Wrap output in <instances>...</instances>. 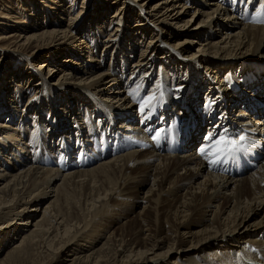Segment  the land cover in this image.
<instances>
[{
  "label": "bare ground",
  "instance_id": "bare-ground-1",
  "mask_svg": "<svg viewBox=\"0 0 264 264\" xmlns=\"http://www.w3.org/2000/svg\"><path fill=\"white\" fill-rule=\"evenodd\" d=\"M221 1L120 0L122 6L110 17V24L115 23L110 34L103 28V19L88 31H74L73 16L66 27L54 21L46 29L25 35L19 33L14 8L0 11V42L4 50L12 46L13 51L47 47L49 55L68 53L57 59L56 66L50 67L46 58L33 67L44 75V80L55 81L51 83L54 90L62 87L77 93L72 95V103L55 101L62 111L53 103H49L48 113L45 109L34 110L35 120L41 121L39 129H57L53 141L63 140V158L58 143L46 139L39 147L41 152L35 155L36 151L20 137L23 132L16 133L19 128L26 133L31 128L29 115L20 116L16 107L15 118L10 117L9 124L0 122V234H13L10 243H15L3 260L24 262L46 241L48 248L56 245V250L73 252L71 264H264V155L258 159L255 173L247 176L243 175L247 170L242 172L225 164L224 154L217 153L214 147L222 136L237 140L244 136L241 142L247 147L259 139L264 149V111L259 107L262 102L264 105V55L259 52L264 39V0H247L240 14H233ZM32 3L29 1V9ZM50 3L47 7L61 18L64 5H58L59 0ZM124 5L143 16L130 30L133 34L117 44L121 41L118 33L126 26ZM190 10V18L183 21ZM13 25L14 30L3 32ZM80 32L83 35H78ZM148 32L154 34L148 43H133L135 33L138 37ZM137 46L141 51L129 65ZM158 46L165 58L156 56ZM190 46L194 48L191 54L187 50ZM108 53L111 62L103 69ZM189 55L195 61L191 62ZM127 62L130 73L125 85H121L117 77L126 72ZM211 77H215L217 85L222 84L218 90L210 82ZM160 78L170 94L179 96L177 101L163 96L164 100L149 112L155 120L150 121L145 115L139 116L142 113L135 104L137 107L144 102L139 104L145 91L152 96ZM133 79L136 86L130 87ZM33 85L44 86L43 82ZM144 85L148 87L140 90ZM240 105L248 113L241 108L236 113L232 111ZM64 114L70 118L66 122ZM235 120L239 121L234 123ZM133 122L136 124L131 125ZM187 127L189 136L181 145L185 149L180 150L174 142ZM204 129L207 134L203 143L193 147ZM74 134L78 138L76 148L71 141ZM131 147L86 170L71 172L72 168L62 169L59 164L87 167L97 157L104 159L109 153ZM140 170L151 175L152 182L146 205L130 218L134 202L126 186L131 174ZM223 172L243 178L228 179ZM199 176L203 180L192 186ZM57 180L61 184L55 187ZM77 189L89 205L87 213L77 208L78 212L82 210L81 216L67 211L68 203L80 201L67 202L69 197H76ZM223 195L233 204L224 213L219 202ZM46 196H53L52 201L29 228L30 217L38 210L37 202ZM65 201L67 204H63ZM122 215L123 225L108 234L101 233L104 227L117 224L115 220ZM198 221L208 224L197 230L188 228ZM19 233L20 240L16 242L13 238ZM100 236L105 240H97ZM87 237L89 244H79ZM175 245L180 247L173 252Z\"/></svg>",
  "mask_w": 264,
  "mask_h": 264
},
{
  "label": "rangeland",
  "instance_id": "rangeland-1",
  "mask_svg": "<svg viewBox=\"0 0 264 264\" xmlns=\"http://www.w3.org/2000/svg\"><path fill=\"white\" fill-rule=\"evenodd\" d=\"M29 1L33 2L32 3L33 6L30 9H29V7H30ZM50 1L51 0H0V11L1 10L4 11V9L8 11L9 8H14V12L12 14L14 16H16L18 21H19L18 27L20 26V31H21L19 33L25 34V35L30 33L31 31L32 32H39L43 29H46V26L50 25L54 21L59 23L60 27H66L67 22L69 20V17L71 18L73 16H74V19H72L71 21L73 22L72 29L74 31L78 32V31H82L83 29L88 31V30H90V28L92 26H94L97 22H99L100 20L103 19V23H105V25L103 24V28L104 27L107 28V30L109 31V34H110L113 32L112 30H114V26H115L114 25L115 23L110 24V21H111L110 17L112 14L115 13L117 8H120L122 6L121 5L122 3L120 2V0L116 1V3H114L115 0H59L58 5H60V4L62 6L64 5L63 7L65 10V13L63 15H61V18H60L59 14L53 13L52 10L47 7L48 5H51ZM246 2H247V0H242V1L241 0L240 1H238V0H224L223 1L222 0L221 1L222 5H224L227 9H229L233 14L234 13L238 14L239 12L241 13L243 11V8H244V5L246 4ZM129 3H130V1L127 2V5ZM6 5H8L7 6L8 8H6ZM58 5H56V6L58 7ZM124 6H126V5H124ZM233 11H235V12H233ZM123 12H124V14L122 17H125V18H123V20L126 23L125 24L126 26L124 27V29H122L121 32L118 33V35H120L121 41L123 39L128 38L130 34H133L130 30L133 27H135V24H137L143 16L141 13H138V11L135 8H132V7L129 8L128 6L125 7V10ZM191 14H192V10L189 11V13L183 19V21L188 20L190 18ZM96 16H99V18H96ZM11 24H13V23L11 22ZM14 29H15V25H13L12 27L11 26L7 27L5 29V31L3 30V32H10L11 30H14ZM0 32H1V30H0ZM83 33L84 32H80V33H78V35L79 34L83 35ZM92 33L93 32H91V34ZM135 35H136V38H133V43L137 44V42H139L140 45H143V44H141L143 41L148 43L149 40L154 37V34H151L149 32L147 34H145V36H138L137 37V33H135ZM90 36L93 38L94 33ZM104 36L101 37V39L104 38ZM0 37H2V36L0 35ZM121 41L118 42L117 44L124 43V41H122V42ZM0 44H1L0 45V122H4V123L7 122V124H9V122H10L9 118L10 117L15 118L13 116L15 115V112H16L14 107H16V109L18 110L17 113L20 116H24L27 114L29 115L28 123H29V125H31V128L29 129V131L27 133L30 132V133H32V135L28 136V134L21 128L16 130V133L21 134V132H23L22 136H20V137H23L25 139L24 141L27 143V145L28 146L31 145L30 147L34 151H36L35 155L38 154L39 152H41L40 149L42 148V145L44 144L45 139L48 142H51L55 145L58 143L57 148L62 149L64 147L62 139L61 140L57 139V140L53 141L54 132L57 129H55V128L50 129V130L39 129L37 125L39 123H41V121L35 120L36 113L34 112V110L45 109L46 112L48 113L49 111H47V110L50 107L49 103H53L52 106H54L55 108H58L57 109L58 111H62L63 108L60 109L59 106L57 105V102H55V101L67 100L69 103H72L73 102L72 101V99H73L72 95H75L77 93L73 89H63L62 87H59L58 90H54L55 88L53 86H51V83L55 82V81L54 80L50 81L49 79L44 80L43 79L44 75L42 76L39 72L34 70L35 68L33 67V65L39 66V62H44V60L46 58H48L49 62H51V63H49V66L50 67L56 66L58 63L57 59L58 58L63 59L65 57H67L68 53L60 52V53H57L56 55H52V54L49 55L47 53V52H49V50L46 49L47 47L40 48L37 50L33 49V47L32 48L28 47V49H25L24 47H20V48H18V51H13L12 49L14 48V46H12L11 50L5 51L4 50V46H5L4 43L0 42ZM100 48H101V45L99 46L98 49H100ZM139 48H141V47L137 46L135 51L131 53L129 65L136 60L138 54L141 51V49H139ZM7 49H9V48H7ZM161 49H162V47H160V46L157 47L156 56H158L159 58H165V57H163V55H165V54L162 53ZM168 49L170 50L169 47H168ZM187 50H188V53L191 54L193 52L194 48L192 50V47L190 46ZM259 52H261L262 55H264V39H263V42L261 44V48L259 49ZM170 53H172L174 55L173 51H171V50H170ZM110 55H111L110 53L105 54L104 60H103V63H104L103 69L104 68L106 69L108 67L109 63L111 62ZM98 58H101V56ZM29 59H31L32 61H30ZM189 59L192 62L193 60L195 61L196 58L191 57V55H189ZM53 60L55 63L52 62ZM46 64H48V61L45 63V65ZM193 65H197V64L194 63ZM128 67L129 66H128V62H127V68L125 69L126 72L123 73V76L121 78L117 77L118 82L121 83V85H125L124 83L126 82V79L128 78V75L130 73ZM214 78L215 77H211L210 82H213L215 80ZM39 79H40V81H38ZM134 81H135V79H133L131 81L130 87L136 86V84H134ZM41 82H43L44 86L33 85L35 83L39 84ZM224 84H226V82ZM212 85L217 90L222 86V84L221 85L219 84L220 85L219 86L215 82H213ZM145 86L148 87V85H144L143 87L140 88V90H142ZM229 89L231 92L230 87H229ZM152 93H153L152 96L151 95L149 96V93L145 91V93L143 94V96L141 97V99L139 101V104L143 100H144V102L142 104L138 105L137 107H136L137 104H135V108L137 110H141L142 114H139L140 117H144V115H145L149 118L150 121H155L149 112L153 109V107L157 103H159L161 100H164L163 96H170V98L167 99L168 101H170L171 99L177 101L179 95H178V93H176L174 96H173V94H170L166 90V86L163 83L162 78L159 79L158 84L156 86V89L153 90ZM26 104L28 106H25ZM33 104L34 105L41 104V106H39L36 109L33 107L34 106ZM238 107L239 108H234L233 110L232 109L231 110L236 113L241 108L246 113H248V111L246 109H243L242 105H240ZM67 109H68L67 112H69L70 111L69 108H67ZM249 116H250V113H249ZM252 117H254V116H252ZM63 118H65V122L70 119L68 116H66V114L63 115ZM25 120H27V118ZM32 121H34V124H32ZM143 121H144V118H143L141 124H139L140 126L142 125ZM237 121H239V120H235L233 122L236 123ZM17 122L18 121H16L15 124ZM132 124L135 125L136 123L133 122V123H131V125ZM14 126L16 127V125H14ZM104 128L105 127H103L102 130H104ZM39 130H40V133L38 132ZM120 132H122V129H120ZM204 132H207V130L204 129L202 134L199 133V139H198L199 142L201 141V137L204 134ZM125 134H128V133H125ZM39 135L40 136L43 135L44 137L42 136L39 138ZM74 136L76 137V134H74L73 137ZM103 136H105V135H103ZM123 136H124V134H123ZM29 137H30V139H29ZM73 137H71V141L73 140V142L76 139H78V138H75V137L73 138ZM127 138L131 140V138H129V137H127ZM133 140L136 141L135 139H133ZM77 141L78 140H76L74 143L72 142L74 148L77 147ZM199 142H198V144H200L202 141L200 143ZM39 147H40V149H39ZM193 147L197 148V147H200V145H198V146L193 145ZM132 148L133 147L124 149L123 151H120L119 153H115V154L109 153L106 157H104V159L97 157V158H95V163H93L87 167L79 166V165H78L79 167H76L75 165H73L72 167H68V165H66V163L62 164L60 162H59V164H60L62 169H64V168L65 169H67V168L71 169L72 168L71 172L79 171V170H83V169L86 170V169L94 168L98 165H101V163L105 162L104 161L105 159L111 158V156L112 157L113 156H115V157L120 156V155L126 153V152H124L125 150L127 151V150L132 149ZM262 151L264 154V149ZM64 152H65V150L62 149V151H61L62 155L60 153L61 157L63 156ZM157 153L160 155H163L162 152H160V151H157ZM75 155H76V153H75ZM39 157H42V154H40ZM72 157H74V155H72ZM111 159H113V158H111ZM33 160H34V162L37 161L35 156L33 157ZM259 162L260 161H257L256 166L252 169H249V171L245 172L243 175L248 176L250 174L255 173L254 170L257 168V166H258L257 164ZM32 165L36 166L35 164H32ZM222 175L225 178L229 177L228 179H233V180H235L236 178H243L242 176L241 177H239V176L233 177V175H230V174L225 173V172H223ZM201 180H203L202 176L197 177L193 181L192 186H196L197 183L200 182ZM5 181H2L1 183H4ZM151 182H152V176L148 175L147 173H144V170L134 171L131 174V178L129 179V182H128L129 185L126 186V189L129 190V193H127V194L130 195L131 201L134 202V206L132 207L133 213L131 212L132 214L129 215L130 218H135L139 214V212L142 211L143 206L146 205V204H144V202H146V200H147V197H148L147 191L151 185ZM59 184H61V181L57 180L55 187H58ZM78 190L79 189H77V195L75 193V196L77 198L76 197H74V198L69 197V199H67V202L71 201L72 203H73V200H75V201H78V199L80 200L76 204L73 203L75 206L73 204L70 205L68 203V208H67L68 210L67 211L69 213L72 211L71 214H73L75 216H81L82 210L80 212H78L79 211L77 209L78 207H79V209L82 207L83 212L86 211L85 213H87V210H88L85 208L89 207V205L88 206L86 205V203L88 202V201L87 202L85 201L86 197L83 195V193L81 191H79L82 194V196H81L80 193H78ZM182 192H184V189L179 191V193H177V195H180ZM229 192L230 191H225L226 194ZM52 193H54V192H52ZM52 197L53 196H49V197L46 196L41 200V202H39V203L37 202V204H39L38 210L35 213H33V216L30 217L31 225H29V226H31V227H29V228H32V225L34 224V222L37 221L38 219H40L41 214H42V210L50 201H52ZM61 201H63V199ZM67 202L65 201L63 204H67ZM80 202H81V204H80ZM219 202H220V205L222 207V213H224L225 210L230 209L233 205L230 203L229 198L227 196H224V195L221 196V199ZM79 205H81V206H79ZM73 211H74V213H73ZM115 221L116 222L118 221L117 224L114 223V225L111 224V225H108L106 228L104 227V229H102L103 231H101V233L108 234L112 229L117 228V226L123 225L125 222L124 215H122L120 217V219H117ZM200 222H201V224H200ZM200 222L198 221L195 223V225H191V227H188V228H191V230H197L199 228H204L208 224V221H200ZM28 223H30V222H28ZM24 229H27V228L25 227ZM94 230H97V229L95 228ZM23 231H25V230H23ZM21 233H19L17 235L14 234L15 238H13V240L18 242L20 240ZM4 235H7L9 238L8 237L5 238ZM11 237H14L13 234H7V233L0 234V262H1V264H71V259L73 258V252H68L64 248L63 249L58 248L56 250L55 244H54L55 246L53 248H51V247L48 248L46 245V241H45V243H43L44 244L43 246L41 245L40 247L36 248L34 250V252L29 257H27V259L24 262H10V261L8 262V261H5L2 258L5 257V254L12 247L13 242L11 241V243H10ZM102 239L103 238L100 236V237H98L97 240H102ZM88 240H90V239L87 237L85 240L80 241L79 244L85 246L86 244H89ZM104 240L105 239H103V241ZM13 244H15V243H13ZM52 245H53V243H52ZM187 246H188V244L183 245L184 248H186ZM178 247H180V246L175 245L173 247L172 251L174 252L175 250H177L176 248H178ZM28 258H30V259H28Z\"/></svg>",
  "mask_w": 264,
  "mask_h": 264
},
{
  "label": "snow or ice",
  "instance_id": "snow-or-ice-1",
  "mask_svg": "<svg viewBox=\"0 0 264 264\" xmlns=\"http://www.w3.org/2000/svg\"><path fill=\"white\" fill-rule=\"evenodd\" d=\"M253 22H260L256 19H253ZM245 139L244 136H240L239 140L237 139H229L226 136L220 137L215 141L214 147L216 148V152L219 154H228L235 151L240 146V141ZM205 149L201 150V154H204Z\"/></svg>",
  "mask_w": 264,
  "mask_h": 264
}]
</instances>
